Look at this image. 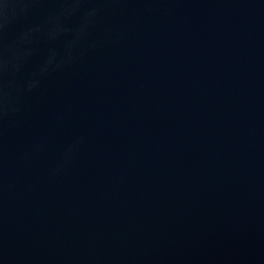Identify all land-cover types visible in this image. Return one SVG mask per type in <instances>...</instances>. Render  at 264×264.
<instances>
[{"label":"water","instance_id":"obj_1","mask_svg":"<svg viewBox=\"0 0 264 264\" xmlns=\"http://www.w3.org/2000/svg\"><path fill=\"white\" fill-rule=\"evenodd\" d=\"M0 264H264V0H0Z\"/></svg>","mask_w":264,"mask_h":264}]
</instances>
